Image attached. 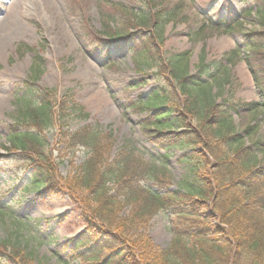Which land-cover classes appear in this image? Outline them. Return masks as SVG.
Listing matches in <instances>:
<instances>
[{
  "label": "trees",
  "instance_id": "obj_1",
  "mask_svg": "<svg viewBox=\"0 0 264 264\" xmlns=\"http://www.w3.org/2000/svg\"><path fill=\"white\" fill-rule=\"evenodd\" d=\"M177 7L148 5L128 22L123 41L129 44L130 58L139 74L153 71L158 85L134 101H114L118 109L139 116L136 125L147 142L163 151L181 152V161L192 165V179L181 187L183 191L171 190L173 180L165 168L145 162L129 146L113 155L112 133L101 125L70 131L73 119L89 118L71 93L58 97L56 89L32 82L24 85L17 99L21 107L7 126L8 147L2 148L23 165L33 191L63 192L81 209L83 232L55 247L56 254L68 261L264 264V164L255 153L264 155V137L257 135V126H248L244 135L255 139L245 146L230 118V112L253 111L257 106L232 101V92L221 104L215 101L228 85V66L240 61L239 51L224 52L212 62L201 55L191 74L188 52L162 50L163 27L176 20ZM216 14L213 18L198 13L199 24L191 20L189 26V41L205 40L208 30L240 33L244 61L264 108V0H251L236 15ZM251 17L258 29L243 31L244 20ZM16 52L34 54L35 49L19 46ZM142 85L143 78L128 87ZM52 132L56 139L49 148L47 135ZM79 152L83 160L76 164ZM4 159L0 155V163ZM63 160L70 170L64 177L58 174ZM3 211L14 232L26 228L11 210ZM165 211L172 213V240L167 249L158 250L147 229L151 219ZM21 244L0 242V264H33L32 254Z\"/></svg>",
  "mask_w": 264,
  "mask_h": 264
},
{
  "label": "rangeland",
  "instance_id": "obj_2",
  "mask_svg": "<svg viewBox=\"0 0 264 264\" xmlns=\"http://www.w3.org/2000/svg\"><path fill=\"white\" fill-rule=\"evenodd\" d=\"M211 3L213 10L207 8ZM247 4L251 0H0V155L5 156V162L0 163V207L11 210L26 224L21 232H14L8 213L0 208V242L22 243L25 252L32 254L33 264H79L57 255L55 247L83 231L81 209L63 192L33 191L27 186L29 179L23 174V165L2 148L8 147L7 126L21 107L17 99L22 97L26 83L56 89L58 97L71 93L89 118L73 119L70 131L86 124L101 125L112 133L113 155L129 146L145 162L164 167L173 180L171 190H181L192 179V165L181 161V152L163 151L147 142L136 125L139 116L121 111L113 102L134 101L158 85L153 71H136L129 44L123 41L131 25L128 22L148 5L178 6L176 20L163 28L162 50L168 54L188 52L190 73L195 72L201 55L205 62H212L221 59L224 52L239 51L241 61L229 67L228 85L215 101L222 103L232 92L234 102L255 103L253 111L230 112L232 126L243 137L245 146H251L255 139L243 134L248 126H257V135L264 137V108L243 61L242 35L208 30L204 41L188 40L191 20L199 24L198 12L206 9L207 16L216 18L221 9L235 13ZM248 19L245 28L258 25L255 17ZM17 46L33 48L35 53L19 56ZM142 78L144 85L128 87ZM213 94H217L216 88ZM55 139L56 132L47 135L49 148H53ZM255 153L258 162L264 164V155ZM83 155L76 154V164H81ZM69 171L63 160L58 174L64 177ZM171 223L170 212L160 213L150 222L147 232L158 250L167 249L171 243Z\"/></svg>",
  "mask_w": 264,
  "mask_h": 264
}]
</instances>
